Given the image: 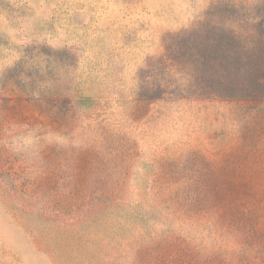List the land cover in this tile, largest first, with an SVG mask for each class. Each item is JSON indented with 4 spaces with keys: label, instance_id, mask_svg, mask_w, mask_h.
I'll return each mask as SVG.
<instances>
[{
    "label": "rangeland",
    "instance_id": "obj_1",
    "mask_svg": "<svg viewBox=\"0 0 264 264\" xmlns=\"http://www.w3.org/2000/svg\"><path fill=\"white\" fill-rule=\"evenodd\" d=\"M0 264H264V0H0Z\"/></svg>",
    "mask_w": 264,
    "mask_h": 264
},
{
    "label": "trees",
    "instance_id": "obj_2",
    "mask_svg": "<svg viewBox=\"0 0 264 264\" xmlns=\"http://www.w3.org/2000/svg\"><path fill=\"white\" fill-rule=\"evenodd\" d=\"M89 241H90V238L89 237H85L82 240H80L79 243H78V241L76 243L82 245L84 248L87 249V244H88ZM86 252H87V250H86Z\"/></svg>",
    "mask_w": 264,
    "mask_h": 264
}]
</instances>
